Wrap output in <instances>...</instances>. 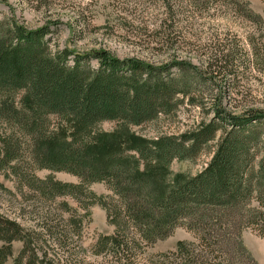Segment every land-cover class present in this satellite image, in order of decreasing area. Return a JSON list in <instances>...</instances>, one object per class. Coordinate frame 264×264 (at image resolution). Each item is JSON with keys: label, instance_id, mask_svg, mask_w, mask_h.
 <instances>
[{"label": "trees", "instance_id": "trees-1", "mask_svg": "<svg viewBox=\"0 0 264 264\" xmlns=\"http://www.w3.org/2000/svg\"><path fill=\"white\" fill-rule=\"evenodd\" d=\"M47 35L45 28L30 31L15 21H0V126L7 127L0 136V170L27 186L34 182L44 196L78 198L82 186L106 184L111 196L90 194V205L104 210L121 252H129L128 241L151 247L183 227L194 242H178L163 263L257 264L241 233L250 228L264 237V139L257 130L264 129V110L229 113L210 96L206 117L179 136L151 142L128 131L172 115L189 93L194 94L190 105L205 110L200 87L214 85L227 65L211 71L208 64L213 77L206 79L182 62L155 67L106 51H51ZM105 122L117 123L118 129L99 131ZM214 141L200 173L167 183L172 161L193 162ZM30 170L66 173L80 185L55 182L51 176L39 180ZM27 237L0 216V241L5 243L0 264L6 263L13 242H22L28 252Z\"/></svg>", "mask_w": 264, "mask_h": 264}, {"label": "rangeland", "instance_id": "rangeland-1", "mask_svg": "<svg viewBox=\"0 0 264 264\" xmlns=\"http://www.w3.org/2000/svg\"><path fill=\"white\" fill-rule=\"evenodd\" d=\"M233 2L242 13L236 12ZM248 11L260 20L246 18ZM0 21H15L30 31L45 28L51 51L68 49L81 55L106 51L120 60L137 59L155 67L182 62L198 68L206 79L213 77V69L227 65L214 85L200 87L205 110L190 105L193 93L177 97L182 103L172 115L129 127L132 137L152 142L193 130L206 117L210 96L229 113L264 110V0H0ZM208 64L211 71H206ZM117 127L105 122L98 130L112 133ZM257 130L264 139L263 127ZM6 131L0 126V136ZM215 144L193 162L172 161L165 172L167 183L200 173ZM30 171L39 180L51 176L55 182L80 185L66 173ZM20 181L0 170V216L17 224L30 245L25 252L22 242L11 243L5 264H167L163 257L178 242L195 240L179 227L151 247L128 241L129 252H121L104 210L90 205V194L111 196L106 184L82 186V194L75 198L44 196L34 182L27 186ZM241 238L257 264H264V237L247 228Z\"/></svg>", "mask_w": 264, "mask_h": 264}]
</instances>
